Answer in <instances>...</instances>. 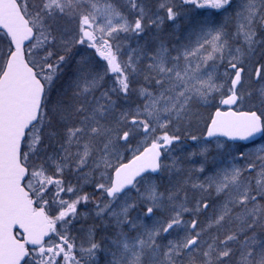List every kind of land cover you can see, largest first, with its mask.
Masks as SVG:
<instances>
[{
	"label": "snow or ice",
	"instance_id": "1",
	"mask_svg": "<svg viewBox=\"0 0 264 264\" xmlns=\"http://www.w3.org/2000/svg\"><path fill=\"white\" fill-rule=\"evenodd\" d=\"M0 264H264V0H0Z\"/></svg>",
	"mask_w": 264,
	"mask_h": 264
}]
</instances>
